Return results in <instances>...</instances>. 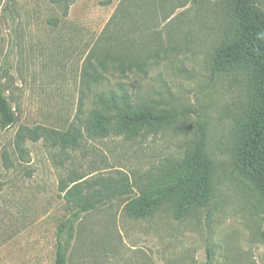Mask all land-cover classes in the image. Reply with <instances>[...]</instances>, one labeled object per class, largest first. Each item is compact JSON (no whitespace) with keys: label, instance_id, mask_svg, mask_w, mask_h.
<instances>
[{"label":"rangeland","instance_id":"rangeland-1","mask_svg":"<svg viewBox=\"0 0 264 264\" xmlns=\"http://www.w3.org/2000/svg\"><path fill=\"white\" fill-rule=\"evenodd\" d=\"M0 0V75L18 116L0 129V264H55L57 232L74 212L60 192L70 177L125 193L83 215L69 264H264V199L238 162L239 126L252 108L246 66L212 75L216 50L236 36L222 0ZM264 12V0H254ZM106 53L145 63L122 73ZM1 79V78H0ZM125 90L135 105L178 114L168 127L135 139L111 134L54 145L44 131L82 129L101 93ZM205 124L216 196L177 220L174 200L145 220L126 206L179 179L174 170ZM24 142L17 148L18 134ZM39 134L34 140L31 133ZM95 188L102 183L92 184ZM97 185V186H95Z\"/></svg>","mask_w":264,"mask_h":264},{"label":"trees","instance_id":"trees-1","mask_svg":"<svg viewBox=\"0 0 264 264\" xmlns=\"http://www.w3.org/2000/svg\"><path fill=\"white\" fill-rule=\"evenodd\" d=\"M61 6L68 14L72 0H50ZM202 0H192L199 3ZM232 10L237 22L236 36L220 46L212 59V75L217 77L228 69L246 66L252 76V108L247 120L239 126L238 162L242 169L256 179L264 199V12L257 8L254 0H222ZM14 0L5 1V11L14 20ZM102 68L107 62L117 64L122 73L134 67L143 71L145 63H126L124 59L106 53L97 58ZM0 129L7 130L17 123L18 116L2 86L0 75ZM96 108L86 121L84 129L74 124L66 132L44 131L54 145L77 149L85 138H106L111 134L135 139L148 132H157L170 126L178 117L176 112L161 110L151 105H135L125 90L120 94L101 93L96 98ZM34 140L39 134L31 133ZM24 136L18 134V149ZM208 135L204 123L196 125V137L189 144L184 158L175 163L174 170L179 179L157 188L147 195L130 201L126 206L127 215L137 220L151 217L158 208L169 200L175 201L176 219L181 220L192 211L206 209L216 196L214 166L207 152ZM102 185L95 188L92 184ZM97 186V185H95ZM127 185L113 187L102 180L91 183L84 178L70 177L61 181L60 192L66 204L74 208L73 214L58 227L55 264H69V255L76 236V229L83 215L98 210L125 193ZM264 243V229L261 232ZM213 252L207 249V264H212Z\"/></svg>","mask_w":264,"mask_h":264}]
</instances>
